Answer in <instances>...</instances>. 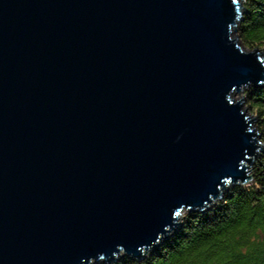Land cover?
<instances>
[{"label":"water","instance_id":"95a60500","mask_svg":"<svg viewBox=\"0 0 264 264\" xmlns=\"http://www.w3.org/2000/svg\"><path fill=\"white\" fill-rule=\"evenodd\" d=\"M241 16V0H0V264L140 260L251 180L261 136L234 96L264 87V56Z\"/></svg>","mask_w":264,"mask_h":264},{"label":"trees","instance_id":"16d2710c","mask_svg":"<svg viewBox=\"0 0 264 264\" xmlns=\"http://www.w3.org/2000/svg\"><path fill=\"white\" fill-rule=\"evenodd\" d=\"M237 35L245 49L249 51L257 50L262 55L264 54V0L243 1L242 16L237 26ZM245 99L248 109L257 119V129L261 136V141L264 144V87L248 90L245 93ZM250 177L251 180L254 178L256 181L257 188L254 195L243 191L240 185H237L231 187L222 197H225L227 201L238 198L255 201L264 196V151L255 160L250 171ZM260 203L264 206V200H261ZM228 210L229 205L225 203L223 206L213 208L208 214L207 212L205 214H198L190 220L191 227H199L201 230L209 233L207 242L204 245L205 247L210 246L211 241L216 238L212 234L216 233L218 229L223 230L218 233L219 235H223L224 232L230 231L233 228H247L248 218L251 216V212L248 209H242L237 213L238 220L236 225L228 222L217 223V221L223 220ZM189 230L191 229L186 228L185 233ZM185 233L183 232V226H180L175 232V238H168L165 241L167 246L162 249L160 246L156 251L150 253L149 255L153 257L146 261L145 264H186L190 259L191 253L182 243ZM145 259L146 256L140 260ZM129 260L133 259L120 256L115 262L104 263L100 261L96 264H121V262L128 264Z\"/></svg>","mask_w":264,"mask_h":264},{"label":"clouds","instance_id":"9594fccd","mask_svg":"<svg viewBox=\"0 0 264 264\" xmlns=\"http://www.w3.org/2000/svg\"><path fill=\"white\" fill-rule=\"evenodd\" d=\"M264 84V81H260ZM251 84V81L245 83V85ZM229 95V94H228ZM229 101V100H228ZM230 103V101H229ZM179 139V137H178ZM240 188L254 195L256 192V181L253 178L248 184H241ZM214 195H219L217 192ZM226 196V194H225ZM264 200V196L253 201L251 199H236L227 201L225 197H221L211 203L205 201L202 208L193 210L185 215V217L177 220L174 216L176 226H183V232L186 228L191 230L187 231L184 235L182 243L190 250V259L186 264H264V206L260 201ZM225 203L229 205V210L225 214L223 220L217 221V223L228 222L232 225H236L239 213L242 209H248L251 212V216L248 218L247 228H233L230 231L224 232L223 235L218 233L223 231L218 229L215 235L216 238L211 241L210 246L205 247L209 233L201 230L199 227H191L190 220L196 217L198 214H207L212 211L213 208L223 206ZM207 205V207H205ZM259 218V219H257ZM259 225V227H257ZM167 238H175V231L171 228ZM162 239H159L158 243L161 249L167 246L165 243V237L162 235ZM122 253L121 257H127V251L123 246H117ZM144 247H141L139 251L146 256L145 260H129L128 264H145L153 256L148 252H143ZM105 256L100 255L99 259L102 260ZM123 264V262H121Z\"/></svg>","mask_w":264,"mask_h":264},{"label":"rangeland","instance_id":"374dc122","mask_svg":"<svg viewBox=\"0 0 264 264\" xmlns=\"http://www.w3.org/2000/svg\"><path fill=\"white\" fill-rule=\"evenodd\" d=\"M241 3L243 4V0H241ZM236 36H237V38L239 39V37H238V35H237V28H236ZM232 38H235V33H233ZM245 51H246V52H249V50H247V49H245ZM263 56H264V54H263ZM247 91H248V90L243 91V92L240 93V94H236V95L234 96V99H235V101L244 100L243 108H244V109H247V111L249 112V114L251 115L252 118H255L254 128H255V129L257 130V132L259 133V131H258V129H257V119H256V117H255L253 114H251L250 110H249L248 107H247V103H246V99H245V93H246ZM260 142H261V145L263 146V149H262V150L264 151V144H263L262 141H261V137H260ZM263 151H262V152H263ZM262 152H261V153H262ZM261 153H260V154H261ZM230 188H231V187L225 189V191L222 193L221 197H222L223 194L226 193ZM185 214H186V212H185V211H182L181 214H180V219L183 218V217L185 216ZM179 228H180V226H179ZM150 253H151V252H150ZM150 253H148V254H150ZM119 257H120V256H119ZM144 257H145V256H144Z\"/></svg>","mask_w":264,"mask_h":264},{"label":"bare ground","instance_id":"6f19581e","mask_svg":"<svg viewBox=\"0 0 264 264\" xmlns=\"http://www.w3.org/2000/svg\"><path fill=\"white\" fill-rule=\"evenodd\" d=\"M116 261V259H114V260H112V261H109V262H115ZM109 262H106V263H109Z\"/></svg>","mask_w":264,"mask_h":264}]
</instances>
